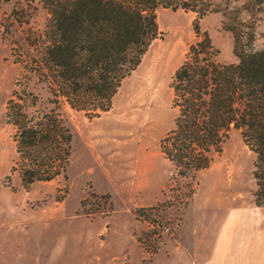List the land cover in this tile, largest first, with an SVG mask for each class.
Returning a JSON list of instances; mask_svg holds the SVG:
<instances>
[{
  "label": "rangeland",
  "instance_id": "1",
  "mask_svg": "<svg viewBox=\"0 0 264 264\" xmlns=\"http://www.w3.org/2000/svg\"><path fill=\"white\" fill-rule=\"evenodd\" d=\"M212 2L224 16L157 8L158 35L121 80L107 111L89 118L65 104L55 107L71 136L64 173L24 188L10 171L16 153L5 107L10 98L33 102L34 96L35 112L53 107L25 65L40 51L47 13L37 0H0V264H163L184 240V216L254 207V155L238 130L227 132L209 166L192 179L175 175L159 150L176 113L172 75L194 39L195 21L219 63L237 62L222 22H246L251 48L264 49V5L247 11L245 0Z\"/></svg>",
  "mask_w": 264,
  "mask_h": 264
},
{
  "label": "trees",
  "instance_id": "2",
  "mask_svg": "<svg viewBox=\"0 0 264 264\" xmlns=\"http://www.w3.org/2000/svg\"><path fill=\"white\" fill-rule=\"evenodd\" d=\"M37 1L47 18L37 58L25 65L38 76L53 107L35 112L30 106L35 96L33 102L10 98L5 107L16 153L10 171L24 188L63 175L71 136L54 108L65 104L89 118L107 111L121 80L158 35L157 8L192 11L197 18L225 12L213 0ZM262 5L264 0H245L242 8ZM222 27L232 35L237 62H217L206 32L193 23L194 39L171 79L176 113L159 150L175 175L192 179L209 166L227 132L238 130L254 155L252 201L264 210V49L251 48L252 27L246 22L236 18L234 26L222 22ZM191 193L188 185L187 196Z\"/></svg>",
  "mask_w": 264,
  "mask_h": 264
},
{
  "label": "crops",
  "instance_id": "3",
  "mask_svg": "<svg viewBox=\"0 0 264 264\" xmlns=\"http://www.w3.org/2000/svg\"><path fill=\"white\" fill-rule=\"evenodd\" d=\"M180 227L184 240L168 250L163 264H264L260 207H231L207 218L184 216Z\"/></svg>",
  "mask_w": 264,
  "mask_h": 264
},
{
  "label": "built area",
  "instance_id": "4",
  "mask_svg": "<svg viewBox=\"0 0 264 264\" xmlns=\"http://www.w3.org/2000/svg\"><path fill=\"white\" fill-rule=\"evenodd\" d=\"M157 225H158V224H157L156 222H153V223H152V227H153V229H154V227L157 228V227H158Z\"/></svg>",
  "mask_w": 264,
  "mask_h": 264
}]
</instances>
